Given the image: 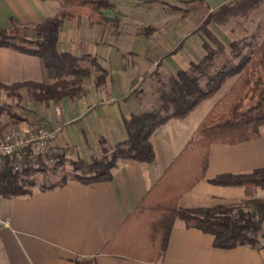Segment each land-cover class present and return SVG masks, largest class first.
Returning <instances> with one entry per match:
<instances>
[{
    "label": "crops",
    "instance_id": "1",
    "mask_svg": "<svg viewBox=\"0 0 264 264\" xmlns=\"http://www.w3.org/2000/svg\"><path fill=\"white\" fill-rule=\"evenodd\" d=\"M106 1L112 8L103 11V16L120 18L122 29L113 32L85 17L63 20L50 41L56 54L96 59L107 72L102 85H95L93 73L77 97L33 103L30 109V119L56 131L53 144L69 164L77 159L91 163L101 144L112 152L127 140L126 124L152 110L159 92H167L178 72L199 64L209 49L227 57L222 63L229 60L230 45L235 42L214 27L216 19H210L232 0ZM61 5L66 7L65 0H0V30L16 26L36 36L35 26L65 9ZM178 9H183L180 17ZM218 57L211 63L219 61ZM152 73L162 81L153 84L156 90L149 103L141 99L146 90L140 89L139 98L130 96L133 86L146 84ZM68 78L64 72L47 68L43 58L0 47V84H52ZM227 91L203 113L196 109L206 99L186 117L158 127L150 138L154 152L150 163L119 158L109 180L69 179L51 190L0 196V218L9 223L0 227V264H264V249L216 248L211 235L182 221L174 222L160 252L147 227L134 222L125 225ZM0 100L6 101L2 92ZM253 173H264V128L253 141L210 146L204 179L182 194L177 206L182 210H245L248 201L264 200L263 189L216 186L209 180L223 174Z\"/></svg>",
    "mask_w": 264,
    "mask_h": 264
},
{
    "label": "trees",
    "instance_id": "2",
    "mask_svg": "<svg viewBox=\"0 0 264 264\" xmlns=\"http://www.w3.org/2000/svg\"><path fill=\"white\" fill-rule=\"evenodd\" d=\"M66 2L69 4L68 8L35 26L34 41L20 36V29L16 26L0 30V47L43 58L47 68L69 76V79L52 84H0V92L5 93L8 98L17 99L19 106V102L23 100V88L30 90L29 95L34 103L46 104L77 97L83 90L82 84L93 73L96 86L102 85L107 76L96 59L89 56L78 58L68 52L56 54L50 41L55 36L57 25L64 19L73 21L85 16L91 24L104 25L108 18L103 16V11L111 9L112 4L106 0ZM254 38L249 42L231 43V58L206 77L204 87L199 84L200 78L215 69V65L211 63L216 55L214 51L210 50L199 64L193 65L190 72H178L169 82L167 92H159L154 108L134 116L132 123L126 124L127 140L115 146L108 160L91 163L78 160L72 164L74 180L92 183L109 180L115 161L119 158L142 163L152 162L154 152L150 138L155 130L170 119L186 117L202 100L218 92L226 80L234 79L228 91L204 117L183 151L148 191L125 224L134 222L147 227L159 252L164 250L168 233L176 220L211 235L213 246L219 249L238 246L264 249V200L248 201L245 210L238 207L182 210L177 206L179 197L204 179L210 146L238 145L253 141L261 135L264 128V28L258 43ZM6 107L0 104V111L2 109L3 112ZM61 157L55 156L59 161ZM14 160L15 158H8L0 166V196L5 198L30 194L27 187L34 185L30 177L52 170L27 156H23L20 161V169L15 170ZM58 164L60 162L56 163ZM66 181L63 179L58 184L43 186L42 190L54 189ZM209 182L216 186L264 190V174L261 173L223 174ZM108 246L109 244L105 246L106 252H109Z\"/></svg>",
    "mask_w": 264,
    "mask_h": 264
},
{
    "label": "rangeland",
    "instance_id": "3",
    "mask_svg": "<svg viewBox=\"0 0 264 264\" xmlns=\"http://www.w3.org/2000/svg\"><path fill=\"white\" fill-rule=\"evenodd\" d=\"M66 1L68 0H65L66 7L61 5V8L69 7L68 2ZM182 13H183V9L182 10L178 9V11L176 12V14L179 17L182 15ZM212 17L214 18V20L216 19L214 27L220 29L223 32H226L233 39L235 38V42H239V41L249 42L252 40L253 37H255L254 38L255 42L258 43L262 38L263 28H264V0H232L231 2L227 3L224 6L223 10H221L220 13H217L214 16L212 15L210 19H212ZM80 18H76V19H80ZM119 19L120 18L118 17H115L114 19L109 18L108 22L105 23L104 25H106V27L108 28L110 27L109 29L111 30L113 29V32H116L120 28L122 29ZM30 34L31 32L29 33L19 30L20 36H24L31 41L36 40L35 39L36 36H33L34 33L32 35ZM209 51L210 49L205 50V53H208ZM214 52L217 56L219 55V57L217 59L215 58V60H219V61H217L214 64L215 69L210 70L209 72H207L205 76H202L200 78L201 80L199 84L201 87L205 86L207 80L206 77L214 73V71L220 69L221 66L223 65L222 60L224 58H227L225 55L219 54L220 52H217L216 50ZM82 57H86V56H82ZM192 67L193 66H191L187 72H190L192 70ZM233 80H234L233 78L226 80L218 92H216L210 98L202 101L198 106V109H196L198 110L196 111V113H203L205 109L209 107V105L214 100L218 99L225 91H227L228 87L233 82ZM157 81H162V79L156 76L155 73H152L147 78L146 84H138L133 86V89L131 90L132 93L131 96H135L139 98L140 89L146 90L144 97H141V99L145 103H149L148 101L149 98L151 97L152 94H154L153 92H155L156 90L155 88L156 85L153 84ZM29 93L30 90H28L27 88L21 90V94L23 95V100L19 102V104H21L20 106L17 105L18 103L17 99H15L14 97L8 98L5 95V93H3L6 97V101L0 100V104H4L7 107L3 109V112H1L2 109L0 111V136H2L8 129L15 127L21 124L22 122H28V121L37 122L35 120L30 119V113L32 112L30 109L34 102L31 100ZM108 149L109 148L105 147V145L101 144L99 148V152L97 156L94 157L93 161H103L106 159L108 160L110 157V151ZM55 150H56L55 155H60L57 148H55ZM76 161H78V159L72 161L69 164L68 161H65L64 157H61L60 161L59 159L55 158V161L48 165H44V163L41 162L44 166L49 167L52 170H50V172L46 174L36 173L33 176H31L30 178H32V180L34 181V185L32 187H27V190L31 193L34 190H42L43 186H51L54 184H58L63 179L66 180L73 179L74 173L72 169V164L73 162ZM57 162H60V164L56 165ZM261 197L264 198V192L262 193Z\"/></svg>",
    "mask_w": 264,
    "mask_h": 264
},
{
    "label": "built area",
    "instance_id": "4",
    "mask_svg": "<svg viewBox=\"0 0 264 264\" xmlns=\"http://www.w3.org/2000/svg\"><path fill=\"white\" fill-rule=\"evenodd\" d=\"M56 131L47 128L40 122H22L8 129L0 136V166L6 159L15 158V170H19V164L23 156L32 161L43 162L48 165L55 161V146L53 141ZM7 220L0 218V227H8Z\"/></svg>",
    "mask_w": 264,
    "mask_h": 264
}]
</instances>
